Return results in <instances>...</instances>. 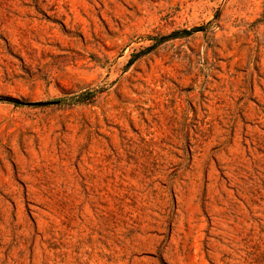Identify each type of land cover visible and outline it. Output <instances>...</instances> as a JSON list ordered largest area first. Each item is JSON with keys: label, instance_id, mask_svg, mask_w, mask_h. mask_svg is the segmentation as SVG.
Instances as JSON below:
<instances>
[{"label": "rangeland", "instance_id": "1", "mask_svg": "<svg viewBox=\"0 0 264 264\" xmlns=\"http://www.w3.org/2000/svg\"><path fill=\"white\" fill-rule=\"evenodd\" d=\"M0 264H264V0H0Z\"/></svg>", "mask_w": 264, "mask_h": 264}, {"label": "trees", "instance_id": "2", "mask_svg": "<svg viewBox=\"0 0 264 264\" xmlns=\"http://www.w3.org/2000/svg\"><path fill=\"white\" fill-rule=\"evenodd\" d=\"M91 94V92L90 91H88V90H83V91H81V92H79V93H77V94H73V95H71L69 98L70 99H73V100H81V99H83L84 97H89V95Z\"/></svg>", "mask_w": 264, "mask_h": 264}]
</instances>
